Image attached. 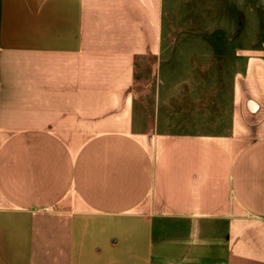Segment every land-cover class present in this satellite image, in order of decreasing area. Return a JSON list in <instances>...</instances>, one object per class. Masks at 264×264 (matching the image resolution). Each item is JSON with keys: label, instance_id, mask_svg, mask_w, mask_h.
Returning a JSON list of instances; mask_svg holds the SVG:
<instances>
[{"label": "crops", "instance_id": "1", "mask_svg": "<svg viewBox=\"0 0 264 264\" xmlns=\"http://www.w3.org/2000/svg\"><path fill=\"white\" fill-rule=\"evenodd\" d=\"M164 19L0 0V264H264V47Z\"/></svg>", "mask_w": 264, "mask_h": 264}, {"label": "rangeland", "instance_id": "2", "mask_svg": "<svg viewBox=\"0 0 264 264\" xmlns=\"http://www.w3.org/2000/svg\"><path fill=\"white\" fill-rule=\"evenodd\" d=\"M170 24L174 32L236 33L238 46L259 49L264 47V0H165V28ZM149 65L145 63L146 70ZM149 75L141 74L146 96Z\"/></svg>", "mask_w": 264, "mask_h": 264}]
</instances>
